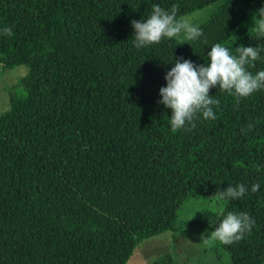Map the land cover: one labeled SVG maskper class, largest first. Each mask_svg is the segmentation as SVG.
I'll use <instances>...</instances> for the list:
<instances>
[{
    "label": "trees",
    "instance_id": "obj_1",
    "mask_svg": "<svg viewBox=\"0 0 264 264\" xmlns=\"http://www.w3.org/2000/svg\"><path fill=\"white\" fill-rule=\"evenodd\" d=\"M154 4L178 5V19L213 8L198 40L164 38L137 49L131 21L148 18ZM262 6L264 0H0V69L29 70L0 115V264H126L142 240L185 227L178 216L189 197L208 200L238 184L248 191L222 199L208 230L228 212L247 213L251 234L215 245L227 264H263L264 89L238 99L210 88L220 101L216 119L198 114L194 128L175 133L172 110L158 103L175 59L207 65L217 43L232 55L241 45L264 49L253 27ZM5 27L14 34L3 35ZM246 69L264 70V51ZM252 184L260 185L256 193Z\"/></svg>",
    "mask_w": 264,
    "mask_h": 264
},
{
    "label": "clouds",
    "instance_id": "obj_2",
    "mask_svg": "<svg viewBox=\"0 0 264 264\" xmlns=\"http://www.w3.org/2000/svg\"><path fill=\"white\" fill-rule=\"evenodd\" d=\"M178 5L165 10L159 5H153L151 14L146 19L132 20L134 29V46L139 49L153 44H159L162 39H172L184 35L187 41L198 40L203 30L192 23L190 18H177ZM253 27L258 39L264 38V6L259 8L253 17ZM5 36L14 33L11 27L2 29ZM264 51L259 47L243 45L236 48L238 55L230 54L228 48L217 43L207 52L210 63L196 65L183 57L174 61V67L164 77L166 86L161 87L158 101L165 108L172 110L170 117L171 131L194 128V121L198 114L205 120H215L213 106L219 107L220 101L209 95L210 88L218 87L221 92L232 93L238 99L249 97L255 91L264 89V70L255 74L246 69L247 65L260 59ZM254 66V65H253ZM254 125L249 123L247 131L253 130ZM244 133L245 129H241ZM259 184H252L251 192L256 193ZM248 188L244 184L229 185L219 193L223 200H235L243 197ZM194 216V215H193ZM210 224L216 223V218H210ZM254 221L245 212H228L210 234L201 233L200 244L205 248L213 247L217 242L222 245H232L239 242L245 234H251Z\"/></svg>",
    "mask_w": 264,
    "mask_h": 264
},
{
    "label": "rangeland",
    "instance_id": "obj_3",
    "mask_svg": "<svg viewBox=\"0 0 264 264\" xmlns=\"http://www.w3.org/2000/svg\"><path fill=\"white\" fill-rule=\"evenodd\" d=\"M213 7L185 15L192 23L200 25ZM186 41L183 34L172 38ZM28 68L16 66L11 69H0V115L9 109V90L18 81L28 75ZM224 201L219 197L204 200L195 196L189 197L179 212L178 221L185 227L176 233L163 232L157 236L139 242L126 264H151L152 261L169 255L171 264H227L226 256L214 245L205 248L200 244V235L210 234L209 220L215 219L221 212ZM194 215V216H193ZM220 258V262L217 258ZM264 264V263H263Z\"/></svg>",
    "mask_w": 264,
    "mask_h": 264
}]
</instances>
